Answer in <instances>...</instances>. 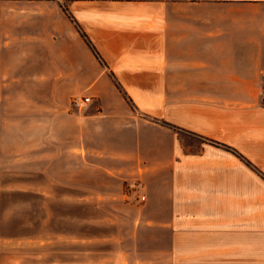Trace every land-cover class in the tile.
Instances as JSON below:
<instances>
[{
	"label": "crops",
	"instance_id": "crops-1",
	"mask_svg": "<svg viewBox=\"0 0 264 264\" xmlns=\"http://www.w3.org/2000/svg\"><path fill=\"white\" fill-rule=\"evenodd\" d=\"M81 67L97 68L86 86ZM36 114L54 123L45 174L76 181L73 155L91 196L103 172L113 198L132 179L147 201L131 238L1 239L0 264H264V0H0V157L5 121Z\"/></svg>",
	"mask_w": 264,
	"mask_h": 264
},
{
	"label": "rangeland",
	"instance_id": "rangeland-1",
	"mask_svg": "<svg viewBox=\"0 0 264 264\" xmlns=\"http://www.w3.org/2000/svg\"><path fill=\"white\" fill-rule=\"evenodd\" d=\"M96 70V67H81L80 77L82 78L76 81L83 82L86 86L91 77L95 76ZM24 88L22 90L27 91V96L26 83ZM48 90L41 85H36L35 88H30V98L33 100L34 97L42 103ZM87 96L91 97L87 88L72 94L67 110L69 112L84 110L86 106L78 108L73 101L75 98ZM40 105H36V108L32 107V110H39ZM36 115L31 119L21 116L19 119L7 120L3 126L4 152L0 157V240H17L26 244L31 240L76 239L77 237L86 240H106L132 235L135 220L139 218L138 205L147 201L136 200L135 195L141 193L144 186L139 182H132V179L126 180L117 191L120 193L119 198H113L106 192L111 188L117 190L113 187L115 184L109 182V179L101 172L95 175L96 184H94L97 192L101 193H94L91 196L88 188L93 183L91 182L93 175L84 170L82 172L84 179H81L82 175L78 174L81 170L75 167L76 158L73 155L65 159L64 165L70 167L65 180H68L67 176L70 180L75 177L77 179L72 182L73 184L70 182L69 185L62 186L54 176L50 177V174L44 172L45 145L51 141L56 142L54 137L51 140L47 135L48 128L54 126V123L40 118L42 115ZM69 129L64 130L62 135L64 138L74 136L72 128ZM180 138L184 146L190 150L196 151L201 147L202 139L195 134L181 132ZM57 172L59 173V169ZM125 174L123 173L121 177L126 178L128 175ZM263 175L261 174L262 177ZM50 179L57 193V197L52 199L44 195V183ZM81 192L84 197L76 198V194ZM61 194L69 197L59 198ZM147 236L149 234L143 238ZM5 245H7L5 250L15 248L11 246V243ZM103 245L107 246L106 243ZM20 248L23 249L26 246Z\"/></svg>",
	"mask_w": 264,
	"mask_h": 264
},
{
	"label": "built area",
	"instance_id": "built-area-1",
	"mask_svg": "<svg viewBox=\"0 0 264 264\" xmlns=\"http://www.w3.org/2000/svg\"><path fill=\"white\" fill-rule=\"evenodd\" d=\"M91 101V97L87 96V97H80V98H75L73 103L74 105H76L78 108H82L84 106H86L89 102ZM141 200H146V196L142 195L140 197Z\"/></svg>",
	"mask_w": 264,
	"mask_h": 264
},
{
	"label": "trees",
	"instance_id": "trees-1",
	"mask_svg": "<svg viewBox=\"0 0 264 264\" xmlns=\"http://www.w3.org/2000/svg\"><path fill=\"white\" fill-rule=\"evenodd\" d=\"M84 39L86 40L87 44L90 46V48L92 49V51L94 52L95 56L101 61V63L104 64V60L103 57L100 55V53L98 52V50L96 49L95 45L92 43V41L87 37V35L85 33H82ZM117 85L119 86V84L117 83ZM240 154V153H238ZM242 156V155H240ZM255 169H257L256 167H254ZM260 174L263 175V173L260 171ZM264 177V175H263Z\"/></svg>",
	"mask_w": 264,
	"mask_h": 264
}]
</instances>
